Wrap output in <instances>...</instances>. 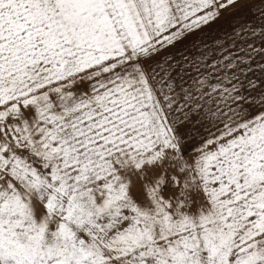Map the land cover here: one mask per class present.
Masks as SVG:
<instances>
[{
  "label": "snow or ice",
  "instance_id": "obj_1",
  "mask_svg": "<svg viewBox=\"0 0 264 264\" xmlns=\"http://www.w3.org/2000/svg\"><path fill=\"white\" fill-rule=\"evenodd\" d=\"M0 264H264V0H0Z\"/></svg>",
  "mask_w": 264,
  "mask_h": 264
}]
</instances>
